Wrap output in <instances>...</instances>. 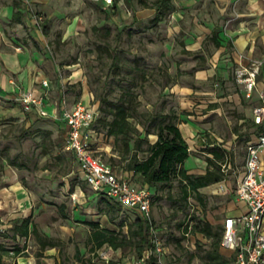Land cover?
I'll use <instances>...</instances> for the list:
<instances>
[{
  "label": "rangeland",
  "instance_id": "1",
  "mask_svg": "<svg viewBox=\"0 0 264 264\" xmlns=\"http://www.w3.org/2000/svg\"><path fill=\"white\" fill-rule=\"evenodd\" d=\"M145 1L146 6L138 0H117L111 8L102 0H37L32 7L42 17L41 29L36 32L22 26L21 30L30 49L47 54L56 81L61 78L64 82L73 73L69 79L78 80L73 84L59 81L55 99L64 96L69 103L76 102L86 90L98 101H114L122 88L131 87L140 101L138 111H174L178 115V127L189 148L184 166L190 173H204L213 147L223 149L230 166L240 170L245 141L254 137L250 111L257 96L244 99L231 71L224 78L213 68L206 51L208 42L195 51L186 47L190 43L187 39L197 41L207 33L212 27L209 17L217 18L219 8L225 16L222 24L228 21V26L235 27L241 5L236 0L223 6L214 0L174 4L183 18L178 19L172 11L153 25L154 0ZM260 8L263 12L259 23L255 22L254 45L263 53L264 3ZM199 68L204 71L198 73ZM151 135L149 142L154 139ZM64 136L60 121L33 116L19 121L5 116L0 106V172L4 166L11 169L24 199L13 202L11 193L3 204L10 213L30 216V226L35 227L39 238L54 243L66 263L82 264L73 256L78 247L82 260L106 264L88 251L90 229L83 220L98 221L100 226L117 231L120 223L132 222L138 215L122 208L115 218H109L110 201L83 180L72 153L63 150ZM96 140L98 146H110V150L94 154L124 171V163L113 153V137L100 135ZM229 171L228 179L233 182L235 176ZM135 181L141 182L139 177ZM216 191L215 186L200 189L206 200V207L201 208L193 195L187 201L181 199L176 181L169 189L150 188L153 223L166 249L164 264H202L210 239L188 227L186 230L187 223L198 216L214 226L222 225L226 213L233 214L238 207L231 194ZM59 204L66 205L67 218L58 211ZM26 245L31 253H39L33 234ZM133 258V248L126 246L114 250L110 261L127 264Z\"/></svg>",
  "mask_w": 264,
  "mask_h": 264
},
{
  "label": "built area",
  "instance_id": "2",
  "mask_svg": "<svg viewBox=\"0 0 264 264\" xmlns=\"http://www.w3.org/2000/svg\"><path fill=\"white\" fill-rule=\"evenodd\" d=\"M18 1L25 5L31 25L37 30L41 29L42 17L32 7L31 1ZM102 1L106 7H112L115 2ZM263 65L264 58L254 59L238 65L233 71L234 81L244 99L253 100L257 96L250 117L255 127L254 137L250 136L245 141L241 169L232 168L225 154L224 162L220 164L224 179L210 185L215 186L217 193L231 194L234 202L237 205L241 202L243 206L241 209L237 207L233 214L226 213L221 223L220 248L231 252V264H264V81L259 80ZM41 87L43 91L39 94L18 89L12 99L24 113L34 111L39 117L64 123L63 150L73 154L85 182L94 192L116 200L122 208L138 212L147 222L152 246L144 250L139 258H133L130 264H146L151 256L154 257V264H164L166 249L153 224L150 188L134 185L128 178L117 175L109 163L93 152V147L98 150L97 138L91 135L89 128L99 116L93 96L88 93V100L78 99L73 103L61 96L47 111L43 101L49 87L47 79H41ZM229 170L235 176L233 182L228 179ZM3 231L4 225L0 224V232ZM98 255L108 264L112 256L111 248L99 251Z\"/></svg>",
  "mask_w": 264,
  "mask_h": 264
},
{
  "label": "trees",
  "instance_id": "3",
  "mask_svg": "<svg viewBox=\"0 0 264 264\" xmlns=\"http://www.w3.org/2000/svg\"><path fill=\"white\" fill-rule=\"evenodd\" d=\"M138 2L146 6L145 0H138ZM20 4V1H15L16 7L19 8ZM151 5L155 10L151 21L153 25L160 22L168 12H172L175 8L173 0H154ZM14 14L15 21L20 22L23 15L22 12L15 10ZM93 100L97 103L99 116L90 126L89 131L95 138L100 135L113 137L115 142L113 153L124 163V170L140 174L143 182L149 188L154 187L156 191L165 188L169 189L173 182L176 181L183 201H187L193 195L201 208L206 207L205 196L200 193V189L224 179L220 168V162L223 161L226 154L223 149L215 147L209 149L211 156L206 158L204 173H190L184 166V161L189 155L188 144L178 127V115L174 111L166 113L154 110L138 111L137 106L140 105V101L137 100V94L131 87L122 88L120 95L114 101H109L105 98H100L98 101L94 97ZM250 122L253 125L251 120ZM63 130L64 132L66 131L64 126ZM150 134L156 136L154 142H149L148 135ZM249 138L248 136L246 140ZM96 151L97 149L93 147V152ZM140 153L142 156H139ZM111 167L115 169L112 165ZM103 196L107 199V202L110 201L107 213L109 218L113 219L122 207L116 200ZM65 208V204L57 206L63 218H67ZM83 222L90 229L87 237L88 251L92 255H96V257H98L97 251L103 246L110 247L113 251L131 246L134 251V258H139L144 250L152 246L149 236V225L140 216L132 222L120 223L117 231L100 226L98 221L83 220ZM30 224V216L23 217L20 219L19 224L14 226L13 233L27 237ZM123 226H125V229H122ZM187 227L193 233H199L203 237L210 239L209 248L203 256L202 264L232 263V254L226 257L219 251L222 236L221 225L214 226L208 219L197 216L191 217L189 223H187L186 230ZM30 232L37 238L41 250L54 246L51 241L40 239L33 225ZM79 254L78 247H75L73 255L75 260L82 264H97L91 259L82 260ZM112 260L116 259L113 258ZM55 264L72 263H66L63 259ZM108 264H114V261H109ZM146 264H154V257L151 256Z\"/></svg>",
  "mask_w": 264,
  "mask_h": 264
},
{
  "label": "crops",
  "instance_id": "4",
  "mask_svg": "<svg viewBox=\"0 0 264 264\" xmlns=\"http://www.w3.org/2000/svg\"><path fill=\"white\" fill-rule=\"evenodd\" d=\"M15 1L16 0H0V106L5 116L24 121L26 117L39 116L34 111L24 113L20 105L13 101L12 98L18 89L33 91L39 94L43 91L41 79H47L49 87L44 94L43 101L44 108L50 111L54 106V102L58 100L55 99V97L58 86H61L60 83L65 84L68 82V84H73L78 80L69 79L72 78L71 75H73V73L64 79V82L61 78L56 81V78H53L54 70L51 61L47 59V54L39 52L36 48L30 49L27 46L26 39L23 36V30H21L22 26H28L32 31L37 32L38 30L31 25L25 5L21 3L18 8L15 6ZM30 1L32 4V2L37 0ZM173 1L174 4L185 6L192 0ZM231 1L235 0H214V3L223 6ZM236 1H238L241 6L236 12L237 22L235 27H232V25L228 26V21H225L224 25L222 24L225 16L222 13V8H219L220 13H218L217 18L211 19L209 17L212 27L206 34L200 37L199 40L197 39V41L194 39H187L188 42H190L186 47L188 51H195L198 48L201 49L203 42H208L207 47H209V50L206 49V51L209 60L213 68H217L218 71L225 75L224 78H227L229 71H231L233 77V71L238 65L247 64L254 59L264 58V52H257L254 45L257 34L254 32L255 22L257 21L259 23L260 21V15L263 12L260 6L263 5L264 0ZM15 10H20L23 14L20 22L15 21ZM173 15L178 19L183 18L182 11L176 8L173 10ZM204 47L206 48V45H204ZM233 65L234 67L232 68ZM202 71L204 70L200 68L197 70L198 73ZM57 76H59V74H57ZM259 80L264 81V65L261 67ZM238 90L242 95L239 87ZM88 97V92L85 90L80 99H88ZM252 107L253 104L251 106L250 117L252 114ZM61 125L65 127V124L62 122ZM151 136L154 138L152 141L154 142L156 136ZM95 142L98 150H110V146L100 147L97 144V140H95ZM3 169L4 170L0 172V224L4 225V231L0 232V264L59 263L61 258L57 248L47 247L44 250L39 249L38 254H33L29 251V245L25 246V241H29L32 234L30 232L32 229V226H30L31 224L29 225L27 237L13 233L14 226L18 225L20 219L26 216L13 214L5 210L6 208L3 201L8 199L11 193H13V197L11 198L13 202L20 203V201L22 200L23 202L24 199L22 190L20 189L21 187L15 185V179L11 174V169L7 166H4ZM115 172L119 176L128 178L134 185L148 186L143 182L140 174H135L132 171H123L122 169H115ZM136 177H139L141 180L139 184L135 181ZM238 207L240 209L243 208L242 205H238ZM134 213L139 216L138 212L134 211ZM104 248L108 249V247L103 246L97 253ZM224 251L225 253L222 251H220V253L226 257L231 254L230 251ZM111 253H114L112 249ZM130 262L131 261L127 262V264H130Z\"/></svg>",
  "mask_w": 264,
  "mask_h": 264
}]
</instances>
